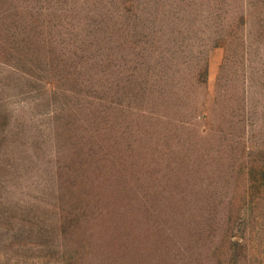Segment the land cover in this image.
Returning a JSON list of instances; mask_svg holds the SVG:
<instances>
[{"label":"rangeland","instance_id":"374dc122","mask_svg":"<svg viewBox=\"0 0 264 264\" xmlns=\"http://www.w3.org/2000/svg\"><path fill=\"white\" fill-rule=\"evenodd\" d=\"M0 264H264V0H0Z\"/></svg>","mask_w":264,"mask_h":264}]
</instances>
